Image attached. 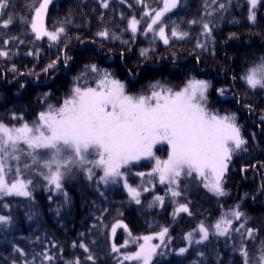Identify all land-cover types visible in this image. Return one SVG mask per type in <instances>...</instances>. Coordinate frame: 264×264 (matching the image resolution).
<instances>
[{"label": "trees", "instance_id": "16d2710c", "mask_svg": "<svg viewBox=\"0 0 264 264\" xmlns=\"http://www.w3.org/2000/svg\"><path fill=\"white\" fill-rule=\"evenodd\" d=\"M124 1L111 0L107 7L98 0L52 1L46 28L64 31L49 42L35 38L30 28L40 0H8L0 10V50L8 52L0 57V123H31L49 106L61 107L76 87L97 88L105 73L131 95H145L157 84L175 92L189 80H205L208 109L234 115L246 141L232 152L221 182L224 194H211L196 173L181 175L178 184H160L147 174L152 160L130 164L123 176L107 182L101 169H71L59 189L32 177L30 196L0 199V215L9 217L0 223V264H136L124 256L137 246L122 245L141 244L165 228L168 242L158 244L150 264H256L264 250V89L250 88L242 77L264 57V0L254 9L248 0H179L161 20L167 44L128 28L132 17L158 10L163 0ZM9 17L12 22L3 27ZM173 28L187 35L172 37ZM103 31L108 36L98 35ZM167 156L166 145L156 147L155 157ZM125 183L140 192V203ZM170 188L181 195L173 197ZM180 204L189 212L176 213ZM236 211L239 219L232 215ZM222 218L232 222L225 235L213 226ZM118 222L127 228H117L119 251H113L111 230ZM201 225L205 240L195 238Z\"/></svg>", "mask_w": 264, "mask_h": 264}, {"label": "snow or ice", "instance_id": "6c2138e0", "mask_svg": "<svg viewBox=\"0 0 264 264\" xmlns=\"http://www.w3.org/2000/svg\"><path fill=\"white\" fill-rule=\"evenodd\" d=\"M177 2L178 0H163L161 10L145 12L144 15L151 19L147 30L154 31V26L161 25V18L166 12L175 8ZM50 3L51 0H40L39 6L34 9L30 26L37 39L47 36L55 41L64 29L49 32L45 28L44 20ZM249 3L254 9L257 0H249ZM103 6L107 7V3ZM7 7L8 0H0V10ZM220 7L224 8V5L221 4ZM249 19L255 20L254 12H250ZM11 22L12 18L9 17L4 21L3 27H8ZM139 23L140 21L135 17L129 21L128 27L132 33L137 32ZM203 28L206 33L211 32L208 24H204ZM157 34L165 44L169 42L164 26H159ZM98 35L106 37L108 32L103 31ZM186 35L187 33L177 31L176 28L171 31V36L175 38L183 39ZM7 56V51L0 50V57ZM53 66L49 65V67ZM12 70L15 71V68ZM91 71H98L95 65L91 66ZM242 78L250 88L264 89V57L249 68ZM157 87L160 88L159 91L155 90ZM209 87L207 81L192 80L182 90L173 92L171 88H163L157 84L152 86L153 91L150 96H131L125 93L123 84L109 79L108 74L105 73L97 88L76 87L72 96L64 101L63 106L59 108L49 106V110L41 112L38 121L32 126L24 123L20 127H9L0 123V199L4 196L31 194L28 191L31 181L19 178L20 154L23 151L19 147L21 143L30 150L27 155L32 158L34 164L40 163V152L37 150L51 151L52 158L44 161L43 166L49 169V174L45 178L57 189L61 187L60 181L63 178L60 169L67 168L72 163H92L102 167L101 179L107 182L109 179L115 180L123 176L121 168L131 162L142 158H153L156 162L153 172L159 174L160 183L167 181L170 185L178 184L181 175L191 176L194 172L205 179L210 174L213 179L204 186L218 195H223L221 182L228 170L232 152L234 149H239L246 141L240 135L234 115L218 116L206 110L202 101L206 100L205 93ZM220 92L223 95V89ZM161 142H166L170 146L168 158L163 161L155 157L153 152L154 146ZM63 153L69 155L60 162L57 157ZM89 154H95L98 159L88 160L86 157ZM12 161L16 162L17 178L9 183L6 176L12 171ZM52 164H56L55 171L51 170ZM24 167L27 169L30 166L25 164ZM139 175L144 174L139 173ZM125 187L132 199L140 203V192L127 183ZM169 190L173 197L181 195L172 188ZM155 199L163 202L161 196ZM180 212L188 213L189 209L185 204H180L176 213ZM232 215L239 219L242 213L236 211ZM7 222L9 217L0 215V223ZM231 223V220L222 218L215 228L220 235H225ZM119 227L127 228L126 225L118 222L112 228L113 235ZM199 230L203 233V238L207 239V229L201 225ZM167 231L165 228L158 234L161 240ZM252 231L248 230L249 236L252 235ZM152 239V236L143 237L144 243L140 245L139 250L125 255L124 260L150 264L158 247L151 244ZM122 246L126 247L127 242ZM85 250L87 251L86 248ZM112 250L119 251L115 244ZM180 251L182 253L185 249ZM243 255L247 257L248 253L245 251ZM45 259L51 260L52 257L45 255ZM88 259L91 260L92 257L89 256ZM75 264H79V260L75 261ZM245 264H248L247 260ZM259 264H264V250Z\"/></svg>", "mask_w": 264, "mask_h": 264}, {"label": "rangeland", "instance_id": "374dc122", "mask_svg": "<svg viewBox=\"0 0 264 264\" xmlns=\"http://www.w3.org/2000/svg\"><path fill=\"white\" fill-rule=\"evenodd\" d=\"M52 1H54V0H51V2ZM100 3H101V5L103 6L104 5V3H108L109 1H111V0H98ZM117 1H122V2H124L125 4H126V2L124 1V0H117ZM179 1V0H178ZM248 2H249V0H248ZM178 3V2H177ZM250 4V3H249ZM50 5V4H49ZM39 6V4L37 5V7ZM250 7H251V5H250ZM163 8V3H162V6L158 9V10H156V11H159V10H161ZM174 8H172L170 11H168V12H166L165 13V15L166 14H168V13H170L172 10H173ZM153 15H154V12H153ZM164 15V16H165ZM34 16V12H33V15H32V17ZM163 16V17H164ZM162 17V18H163ZM133 18V17H132ZM131 18V19H132ZM135 18L138 20V21H140V23L138 24V28H137V32L136 33H133V34H140V35H144V36H146V37H148V36H154L156 39H158V40H160L163 44H165L164 42H163V40H161L160 38H159V36H158V29L159 28H155L156 26H154V31H148L147 30V25H148V23H150L151 22V19H150V17H148V16H145L144 14L143 15H141V16H139V17H136L135 16ZM162 18H161V20H162ZM32 19V18H31ZM130 19V20H131ZM44 24H45V20H44ZM129 25V24H128ZM30 28H31V26H30ZM45 28H46V24H45ZM129 28V27H128ZM47 29V28H46ZM58 30V29H57ZM57 30H55V31H49V30H47V31H49V32H56ZM32 31V30H31ZM129 31L132 33V31H131V29L129 28ZM33 33V32H32ZM33 35L35 36V38H36V35H35V33H33ZM60 35V34H59ZM46 39L47 41H49V42H55V41H53V40H50L47 36H42L41 38H39V39ZM111 80H113V79H111ZM192 80H194V79H192ZM192 80H189V81H192ZM117 81V80H116ZM189 81H187L186 83H185V85L180 89V90H182L183 88H185L186 86H187V84H188V82ZM203 81H205V80H203ZM122 84V83H121ZM74 90V89H73ZM73 90H72V92H71V94L67 97V99H69L71 96H72V94H73ZM155 90H157V91H159L160 89H155ZM180 90H178V91H180ZM124 91H125V87H124ZM153 90H151L149 93H147V94H145V95H151V92H152ZM176 92V91H175ZM207 92V91H206ZM125 93L126 94H128V95H131V94H129V93H127L126 91H125ZM131 96H140V95H131ZM205 96H206V93H205ZM207 100V99H206ZM206 100L205 101H202V103L204 104V106H205V108H206V110L209 112V113H211V114H214V113H212L209 109H208V107H207V103H206ZM61 106H63V103H62V105ZM39 118V117H38ZM38 118L35 120V121H33V122H31V123H27L29 126H32V125H34L37 121H38ZM25 123V122H24ZM24 123H22L21 125H23ZM21 125H18V126H13V127H20ZM161 145H166L167 146V148H168V155H169V152H170V146L169 145H167V143L166 142H161V143H158V144H156L155 146H154V148H153V152H154V155H155V149H156V147H158V146H161ZM19 147H20V149H22L23 151H22V153L20 154V156H21V158H20V162H19V167H20V169H21V174H20V179H22V180H24V181H29V179H31L32 177H36V178H41V179H44V180H46L48 183H49V181L45 178L48 174H49V169L48 168H46V167H44L43 166V162L44 161H46V160H50L51 158H52V154H51V151H49V150H37V151H39L40 152V156H39V160H40V163H36V164H34L33 163V160H32V158L31 157H29L28 155H27V152L28 151H30L28 148H27V146L25 145V144H23V143H21L20 145H19ZM69 154L68 153H63L62 155H60L59 157H57V159L60 161V162H63L66 158H67V156H68ZM88 160H92V161H95V160H97L98 159V156H96L95 154H89V155H87V157H86ZM167 158H168V156H167ZM167 158H165L164 160H166ZM147 160H152L153 161V168L155 167V159H153V158H142V159H140L139 161H133V162H131L130 164H134V163H138V162H141V161H147ZM163 161V160H162ZM11 164H12V171L11 172H9L8 174H7V176H6V179H7V181L9 182V183H12V182H14L15 181V179L17 178L16 177V173H15V166H16V162L15 161H12L11 162ZM25 164H27V165H29L30 167L29 168H25L24 167V165ZM129 164V165H130ZM129 165H127V166H125V167H122L121 168V172H124V169L125 168H127ZM92 168H98V169H101V170H103V168L102 167H98V166H96L95 164H92V163H85V164H80V163H72V164H69L68 166H67V168H64V167H62L61 169H60V171L64 174L65 173V171H68V170H71V169H84L85 171L87 170V171H89L90 169H92ZM51 170L52 171H55L56 170V164H52V167H51ZM149 173H152V174H154L155 176H156V178H157V180H158V182L160 183V179H159V174L158 173H154L153 172V169H152V171L151 172H149ZM149 173H147V174H149ZM195 173V172H194ZM202 178V181H204L203 182V186L205 185V183H210L211 182V180L213 179L212 178V176L209 174L208 176H207V179H205L204 177H201ZM28 179V180H27ZM62 180V179H61ZM60 183H61V181H60ZM165 183H168L167 181H165ZM50 184V183H49ZM160 184H162V183H160ZM164 184V183H163ZM51 185H53L54 186V188H55V185L54 184H51ZM174 185V184H173ZM205 187V186H204ZM206 188V187H205ZM211 194H213V195H215V196H217L218 194H216L215 192H213V191H211L209 188H206ZM13 197H27V196H16V195H12ZM4 197H9V196H4ZM219 221H216V222H214V224H213V226L215 227V225L218 223ZM215 230H216V228H215ZM216 232H217V230H216ZM218 233V232H217ZM153 237V239L151 240V244L152 245H158V244H164L166 241L168 242V240H166V238H165V235H164V237H163V240H161L160 238H159V235H154V236H152ZM114 235H113V233H112V230H111V239H112V243L114 244ZM196 239H200V240H205L204 238H203V233H200L197 237H195ZM189 239H192V238H189ZM144 243V240H143V242L141 243V244H143ZM141 244H139V243H137V241H134V242H127V245H136L137 246V249H136V251H138L139 250V247H140V245ZM184 249V248H183ZM181 250V249H180ZM180 250H178L177 252L178 253H181V251ZM135 251V252H136ZM134 252V253H135ZM260 260V259H259ZM259 260H258V262L256 263V264H259ZM245 261H246V259H245ZM136 264H143V262L142 261H134Z\"/></svg>", "mask_w": 264, "mask_h": 264}]
</instances>
